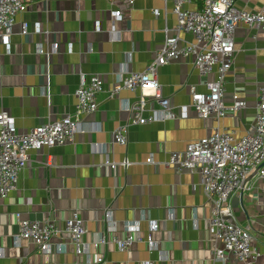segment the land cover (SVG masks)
Returning a JSON list of instances; mask_svg holds the SVG:
<instances>
[{"label":"crops","instance_id":"crops-1","mask_svg":"<svg viewBox=\"0 0 264 264\" xmlns=\"http://www.w3.org/2000/svg\"><path fill=\"white\" fill-rule=\"evenodd\" d=\"M235 3L245 11H264V0ZM187 8L199 10L201 2ZM115 9L122 11L120 18L110 15ZM24 22L27 34L21 33ZM176 23L172 2L162 0H135L132 6L125 0H32L16 16L10 44L0 41V110L14 117L19 131L73 114L76 90L90 76H101L103 89L97 95L98 110L84 116L75 141L31 149L17 188L0 197V264H225L212 260L208 252L210 206L199 174L179 173L165 162L170 153L185 150L190 142L216 128L226 127L237 137L245 134L254 120L257 94L264 82V30L240 24L235 32L236 52L225 76V102L231 104L234 97L245 99L240 112L221 119L197 116L191 91L207 92L205 82L217 77V66L206 77L190 59L174 60L158 70L161 92L171 98L174 116L132 124L128 142L118 144L114 130L131 118L124 106L135 102L141 92L122 89L110 97L108 90L127 72L145 70L166 34H174ZM181 35L192 40L188 33ZM53 42L59 50L50 57L38 52L39 44L47 48ZM48 83L50 101L45 92ZM149 114L148 108L144 115ZM150 157L153 162L148 163ZM125 160L130 164H118ZM230 203L238 224L251 229L254 247L264 254V194L256 173ZM108 209L111 221L106 217ZM75 211L87 229L88 250L82 256L70 244L59 249L62 240L58 237L47 252L17 238L18 213L62 226ZM127 222H133L136 234L144 238L128 252L112 241L114 236L126 235ZM151 222L158 223L152 233L157 242L154 250L145 242ZM102 236L106 244L94 247ZM101 253L105 260L97 263Z\"/></svg>","mask_w":264,"mask_h":264},{"label":"built area","instance_id":"built-area-1","mask_svg":"<svg viewBox=\"0 0 264 264\" xmlns=\"http://www.w3.org/2000/svg\"><path fill=\"white\" fill-rule=\"evenodd\" d=\"M32 0H0V41L9 45L15 18L28 8ZM116 1V0H112ZM132 6L135 0H125ZM172 2V12L177 23L172 35L166 34L153 59L141 72L129 71L109 90V96L115 97L122 89L140 91L139 98L127 103L124 110L130 113V121L120 124L114 130V142L125 145L128 142V127L132 124H147L171 119L173 104L170 97L163 96L158 80L159 67L174 60L187 59L203 76L213 75L205 84L207 92L191 91V106L197 116L203 119H221L235 115L246 106V100L234 97L231 104H226L225 76L230 71L235 57V32L240 24L264 30V11H245L236 6V0H162ZM200 1L201 8L192 10L187 6ZM160 12L155 10V15ZM110 15L120 18L122 11L115 9ZM188 33L192 40H185L182 33ZM22 34L28 33V24L24 22ZM59 50V44L53 42L45 48L38 45V52L50 57ZM103 89V80L99 75L90 76L89 80L76 90L77 104L73 114H64L59 119L50 120L26 131H19L14 117L7 110H0V197L17 188L19 174L30 160L29 151L43 147L64 145L75 141V135L82 130L83 118L98 110L97 95ZM50 101V84L45 86ZM155 104H158L155 106ZM150 110L145 116L144 112ZM148 163L153 158L147 159ZM111 167L116 162H106ZM49 164V161H47ZM127 166V160L118 163ZM165 165L177 172L191 171L199 174L201 186L210 206L209 253L212 260L225 264H264V254L253 245L254 235L251 229L240 226L234 214L230 199L240 193L248 184L249 177L256 173L261 181L264 194V82L261 84L253 122L244 135L237 137L235 132L224 127L216 128L212 133L190 142L183 151L170 153ZM172 215V213H171ZM18 235L20 240L31 241L42 252L52 247L54 237L60 238L57 245L64 249L72 245L77 256L88 250L84 241L87 231L85 222L78 211L64 221L62 226L51 220L24 218L17 214ZM111 221L109 209L106 211ZM111 223V222H110ZM112 224V223H111ZM127 233L123 237L114 236L112 241L121 251L128 252L135 242L144 241L137 233L133 222H127ZM149 236L145 239L149 250L157 248L152 233L158 223L151 222ZM104 236L94 243V247L106 244ZM104 255L97 256L96 262L103 263ZM74 264H83L82 261Z\"/></svg>","mask_w":264,"mask_h":264}]
</instances>
